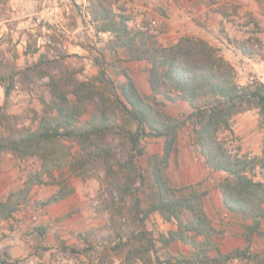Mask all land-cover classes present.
Masks as SVG:
<instances>
[{
    "label": "trees",
    "instance_id": "obj_1",
    "mask_svg": "<svg viewBox=\"0 0 264 264\" xmlns=\"http://www.w3.org/2000/svg\"><path fill=\"white\" fill-rule=\"evenodd\" d=\"M116 2L88 0L91 22L97 33L111 36L108 50L112 54L121 52L120 61L147 64L150 93L138 91L126 68L118 71L123 81L115 84L107 76L103 60L96 61L98 72L87 80L78 79L76 72L64 67L56 74V61L46 56L23 70L7 66L0 71L5 99L16 83L28 88L42 78L48 79L50 96L49 101L42 100L36 129L4 126L8 135L0 137V154L38 158L40 168L22 188L0 201V222L10 220L28 201L32 187L43 184L42 176L54 178L53 171L66 169L69 175L85 179L101 170L107 201L113 204L111 199L117 195V203L124 205L129 199L131 206L127 210L139 221V231L117 246H127L131 240L138 243L127 249L120 264H133L134 260L141 264H226L233 259H253L247 247L227 254L220 252L213 241L218 231L203 210L206 192L201 189L202 182L173 188L164 172L177 152L179 132L190 126L191 146L204 168L226 174L217 186L224 209L241 218L246 242L254 235L264 239V181H255L250 175L258 158L232 154L219 137L223 132H232L233 117L247 111L256 110L264 122V83L254 80L240 85L235 68L220 49L202 39L181 37L167 47L159 44L147 29L130 28V17L123 8H114ZM230 43L243 55H253L248 40L233 39ZM177 102L189 107L184 117H174L165 109L167 103ZM147 138L160 139L162 149L161 154L147 157L152 195L147 206L142 207L138 192L147 180L137 158L143 156L141 142ZM114 141L127 153L124 162L117 158ZM59 183L58 192L46 204L62 201L73 193L65 180ZM104 208L110 211L111 204L106 202ZM154 213L164 223H175L176 229L154 236L145 227V221ZM38 231L45 234L43 228ZM174 242L189 246L191 253L174 256L169 252ZM157 243L165 250L163 256L157 253ZM62 248L76 253L73 248Z\"/></svg>",
    "mask_w": 264,
    "mask_h": 264
},
{
    "label": "rangeland",
    "instance_id": "obj_2",
    "mask_svg": "<svg viewBox=\"0 0 264 264\" xmlns=\"http://www.w3.org/2000/svg\"><path fill=\"white\" fill-rule=\"evenodd\" d=\"M246 4L252 6V9H242L241 5L230 3L222 4L219 8L228 15V20L243 32L242 37L236 40L249 41L253 52L249 57L260 64L264 74V0H248ZM88 6V0H0V71L4 72L7 66L23 70L35 64L40 56H46L56 61V74H60V68L64 67L76 72L78 79L87 80L98 72L96 61L103 60L106 74L115 84L123 81L117 73L126 68L135 80L138 91L145 95L148 90L145 65L122 62L121 52L110 53L108 42L111 36L96 32ZM114 8H123L126 12L121 0H117ZM129 27L133 29L132 25ZM77 47L82 48L84 52ZM93 67L97 70L94 74L88 72ZM256 76L257 73L249 68L241 73L236 70V80L240 85L248 84L251 79L258 80ZM47 82V78L38 79L28 88L16 83L7 99L3 85L0 84V137L8 135L4 126L36 129L42 100L50 99ZM172 109V112L177 111V107ZM177 112L182 115L180 117L187 114L182 109ZM247 112L250 123L248 144L252 146L249 151L240 152L244 138L233 131L223 132L219 137L232 154L237 152L240 155L257 157L258 165L250 175L255 181H264V122L260 120L256 110ZM191 138V127L182 128L177 142L180 148L171 157V168L169 165L164 172L166 181L173 188L182 187L180 178L186 171L182 169L183 164L188 166L199 161L197 151L191 146ZM114 145L117 146V158L124 162L127 153L118 147L117 141H114ZM141 146L144 154L137 158V163L142 168L147 184L138 195L142 207H146L152 195L151 175L146 169L147 157L161 154L162 141L147 138L141 142ZM72 152L76 155L75 148ZM39 168L38 158L19 159L8 153L0 154V201L5 200L10 192L22 188L24 182L38 172ZM52 174L54 178L42 176L43 184L32 187L28 201L16 212L24 216L18 224H23L24 227L17 233V238L25 241L30 252L25 258L15 262L32 259L35 264H120L127 249L138 244L131 240L127 246L117 248L120 242L128 240L132 232H138L140 229L139 221L127 210L131 201L128 199L124 205L117 203V195H113L111 199L113 204L107 201L108 197L102 187L104 173L101 170L91 173L85 179L69 175L66 169L55 170ZM62 180L73 189V193L62 201L46 204V201L58 192L61 186L59 182ZM106 202L111 204L110 211L104 208ZM119 207L121 209L118 212ZM12 221L14 222V219ZM164 225L161 228L162 224L156 221H145L146 229L154 236L168 231L169 224ZM38 228H43L45 234L41 235ZM2 229H13V223L0 222V230ZM49 244H53L54 248ZM62 246L73 248L76 253H71ZM254 246L256 251L254 254L250 252L254 256L253 259L230 261L226 264H264V239L257 238ZM169 252L177 257L188 256L191 250L170 245ZM157 253L159 256L165 253V250L160 249L159 243ZM5 262L4 260L1 264ZM133 264L141 263L134 260Z\"/></svg>",
    "mask_w": 264,
    "mask_h": 264
},
{
    "label": "crops",
    "instance_id": "obj_3",
    "mask_svg": "<svg viewBox=\"0 0 264 264\" xmlns=\"http://www.w3.org/2000/svg\"><path fill=\"white\" fill-rule=\"evenodd\" d=\"M121 2L125 6V13L130 17L128 25H132L134 29H148L149 32L155 35L159 44L167 47L175 44L181 37L202 39L209 45L220 49L223 57L235 70H239L241 73L243 70L249 68L257 73L256 77L258 80L264 83V74L261 72L260 64L249 56L243 55L230 43V40L242 37L243 32L237 29L233 25V22L228 20V15L219 8L222 4L228 5L230 3L238 6L241 5L242 9H252V6L246 4L248 0H225V2H219V0H121ZM77 48L84 52L82 48ZM130 63H138L147 67V64L144 62ZM96 71L95 67L88 70L92 74L96 73ZM131 78L133 79L132 76ZM133 81L136 85L134 79ZM147 89L146 94H149V86ZM172 107H177V111L181 109L186 113L190 111L189 107L183 102L166 106L167 112L174 117H180L182 115L177 111L172 112ZM249 124L248 112L236 115L232 119V131L244 138L241 144V153H246L252 148L248 144ZM179 148L178 143L177 149L179 150ZM171 157L169 160L170 168L172 166ZM198 159V163H190L188 166L183 164L182 169L186 171L183 172L180 181L181 186L202 182L201 189L206 192L203 199V210L211 220L213 227L218 231L214 235L213 241L217 244L222 254H227L237 249L241 250L246 247L249 252L254 254V251H256L254 242L259 237L254 235L249 242H246L243 237V230L240 227L241 218L238 215L226 211L222 205L221 194L217 186L226 174L223 172L209 171L204 168L200 156ZM177 184L179 185V180ZM212 186H214V189ZM21 217L24 216L19 212L14 214L8 220L10 223H13V229L0 230V264L4 260L6 261L4 264H35L32 259L24 262H15L17 259L25 258L28 255L27 253L30 252L25 241H20L17 238V233L24 227L23 224L18 225ZM13 219L14 222L12 221ZM148 220L162 224L161 228L165 226L160 216L156 213L151 214ZM167 224L170 226L168 230L176 229L175 223ZM171 245L179 246L187 251L191 250L189 246L183 245L180 242H174ZM49 246L52 249L54 248L53 244H49ZM52 249L51 251H53ZM214 254V252L211 253V255Z\"/></svg>",
    "mask_w": 264,
    "mask_h": 264
},
{
    "label": "built area",
    "instance_id": "obj_4",
    "mask_svg": "<svg viewBox=\"0 0 264 264\" xmlns=\"http://www.w3.org/2000/svg\"><path fill=\"white\" fill-rule=\"evenodd\" d=\"M252 82H253V80L251 79L249 83H252ZM239 260H241V259H233V260H231V261L237 262V261H239Z\"/></svg>",
    "mask_w": 264,
    "mask_h": 264
}]
</instances>
